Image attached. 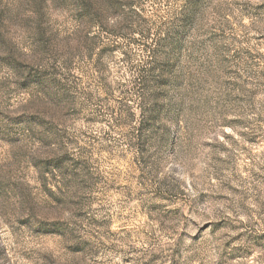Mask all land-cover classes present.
Wrapping results in <instances>:
<instances>
[{"label":"rangeland","instance_id":"374dc122","mask_svg":"<svg viewBox=\"0 0 264 264\" xmlns=\"http://www.w3.org/2000/svg\"><path fill=\"white\" fill-rule=\"evenodd\" d=\"M0 264H264V0H0Z\"/></svg>","mask_w":264,"mask_h":264}]
</instances>
